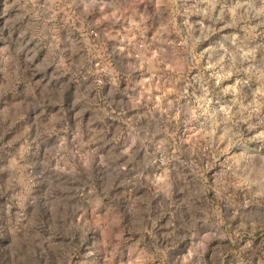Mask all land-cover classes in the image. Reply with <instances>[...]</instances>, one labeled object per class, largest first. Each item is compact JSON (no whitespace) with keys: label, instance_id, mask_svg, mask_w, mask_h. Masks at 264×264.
Returning a JSON list of instances; mask_svg holds the SVG:
<instances>
[{"label":"rangeland","instance_id":"rangeland-1","mask_svg":"<svg viewBox=\"0 0 264 264\" xmlns=\"http://www.w3.org/2000/svg\"><path fill=\"white\" fill-rule=\"evenodd\" d=\"M21 239L28 264H264V0H0L4 264Z\"/></svg>","mask_w":264,"mask_h":264},{"label":"clouds","instance_id":"clouds-1","mask_svg":"<svg viewBox=\"0 0 264 264\" xmlns=\"http://www.w3.org/2000/svg\"><path fill=\"white\" fill-rule=\"evenodd\" d=\"M6 247L10 250V264H28L30 249L26 241L21 239L15 246L8 243ZM0 264H4L2 259H0Z\"/></svg>","mask_w":264,"mask_h":264},{"label":"crops","instance_id":"crops-1","mask_svg":"<svg viewBox=\"0 0 264 264\" xmlns=\"http://www.w3.org/2000/svg\"><path fill=\"white\" fill-rule=\"evenodd\" d=\"M114 112H115V110H112L111 111V113H113V115H115V116H117L118 114H114ZM110 117H112V115L110 116ZM134 151V150H133ZM153 171V170H152ZM154 174H155V179H151L152 178V176H150V175H148V179H149V186L151 187H159V185H160V183H161V180L162 179H165L164 177L165 176H163L162 174H163V171H161V173H159V171H157V169H155L154 170ZM171 176H173V174H171ZM171 179H172V177H171ZM164 181V180H163ZM146 183H148L147 181H146ZM161 194V190H156V193L153 195L154 197H156V196H159Z\"/></svg>","mask_w":264,"mask_h":264}]
</instances>
